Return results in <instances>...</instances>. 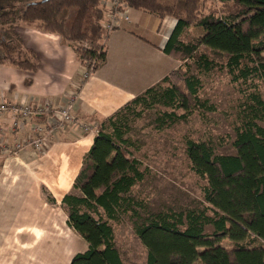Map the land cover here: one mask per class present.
Returning a JSON list of instances; mask_svg holds the SVG:
<instances>
[{"label": "trees", "instance_id": "obj_1", "mask_svg": "<svg viewBox=\"0 0 264 264\" xmlns=\"http://www.w3.org/2000/svg\"><path fill=\"white\" fill-rule=\"evenodd\" d=\"M103 1L0 0V63L36 68L26 53L24 59L11 56L16 51L10 41L21 43L16 29L24 25L60 36L75 50L87 76L94 73L106 60ZM117 1L160 19L174 18L164 53L182 64L163 79L171 86L160 83L147 89L100 124L74 180V192L62 200L68 226L88 246L70 264H124L110 222L126 215L147 250V264H264V97L258 85L264 86V0H214L217 8L208 7V0ZM191 27L202 33L187 42L184 35ZM188 61L199 73L225 70L233 82L250 89L238 112L235 154H215L205 141L186 140L192 170L207 181L204 200L212 216L206 210L150 212L133 195L147 169L129 151L130 116L140 117L157 105L168 107L172 111L157 119L163 126L195 110H215L201 100L202 82L198 73L189 74ZM206 226L213 228L212 234L205 233ZM224 240L230 247L222 246Z\"/></svg>", "mask_w": 264, "mask_h": 264}, {"label": "crops", "instance_id": "obj_2", "mask_svg": "<svg viewBox=\"0 0 264 264\" xmlns=\"http://www.w3.org/2000/svg\"><path fill=\"white\" fill-rule=\"evenodd\" d=\"M103 3L110 8L109 0ZM120 11L118 25L105 33L106 60L89 76L60 36L24 25L16 29L21 53L35 60L36 68L0 63V103L59 109L72 102L74 125L50 136L42 152L29 147L0 155V264H56L48 256L56 248L64 249L63 264H70L74 254L86 251L87 243L68 226L62 200L74 192V180L98 131L93 127L181 65L164 53L174 18L129 7ZM46 118H18L15 126L17 118L7 112L0 118L1 140L24 141L32 137V126ZM82 125L92 128L83 131ZM74 235L82 245L77 246Z\"/></svg>", "mask_w": 264, "mask_h": 264}, {"label": "rangeland", "instance_id": "obj_3", "mask_svg": "<svg viewBox=\"0 0 264 264\" xmlns=\"http://www.w3.org/2000/svg\"><path fill=\"white\" fill-rule=\"evenodd\" d=\"M207 6L219 7L214 0H208ZM72 19L71 16L68 24H71ZM201 33L199 28L191 27L184 35V39L192 42ZM10 42L16 51L11 56L18 58L21 55L20 57L24 59L20 43L16 39ZM101 43L103 45V42ZM81 46L87 45L81 44ZM3 53L8 55L6 52ZM187 63L189 74L198 73L201 79L202 86L199 91L201 100L208 101V105H213L215 110H195L186 119L166 123L163 126L157 119L163 112L172 111L168 107L157 105L145 109L140 117L130 116L128 137L132 146L129 151L133 157L141 161L143 169H147L145 180L134 188L133 195L142 200L150 212L185 213L190 210H206L207 215L212 216L204 200L207 181L192 170L186 154V140L205 141L213 147L215 154H235L232 142L238 124V112L240 105L247 101L246 93L250 89L248 85L233 82L225 70L214 69L210 73H199L191 61ZM161 85L169 87L171 81L162 82ZM258 85L264 97V86L261 83ZM176 112L182 113L181 110ZM262 125L264 126V123ZM95 126L96 130L99 129L97 125ZM110 223L114 229L115 246L124 264H147V250L135 234L130 216L126 215L120 221ZM212 232L211 226L205 227V233L212 234ZM74 240H77V246L82 245L81 239L77 236ZM221 244L230 247L228 240L222 241ZM72 247L77 248L75 245ZM63 253V248H56L48 256L56 264H63V260L66 261L65 255L62 256Z\"/></svg>", "mask_w": 264, "mask_h": 264}, {"label": "built area", "instance_id": "obj_4", "mask_svg": "<svg viewBox=\"0 0 264 264\" xmlns=\"http://www.w3.org/2000/svg\"><path fill=\"white\" fill-rule=\"evenodd\" d=\"M110 3L111 6L109 9L106 4L102 6L104 16L107 18V21L103 24V29L106 33H109L118 25L119 14L121 13L120 8L124 9L127 7L117 0L110 1ZM125 19L127 20V17H125ZM72 108V102H69L59 109H53L50 104L34 107L29 104L11 105L0 103V118L7 112L11 113L14 119L17 118L14 120L15 126H18V118L47 117L44 124L38 123L32 126V137H28L24 141L8 144L1 140L0 136V155H16L29 147L34 148L37 152H42L47 146L50 136L62 132L66 130L67 127L74 125ZM91 128V125L81 126L83 131H89ZM92 130L94 131L95 127H93Z\"/></svg>", "mask_w": 264, "mask_h": 264}]
</instances>
